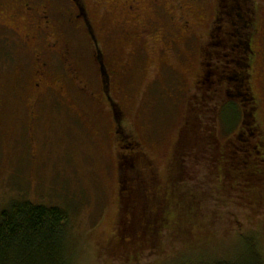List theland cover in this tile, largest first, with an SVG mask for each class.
<instances>
[{
  "label": "rangeland",
  "instance_id": "374dc122",
  "mask_svg": "<svg viewBox=\"0 0 264 264\" xmlns=\"http://www.w3.org/2000/svg\"><path fill=\"white\" fill-rule=\"evenodd\" d=\"M23 1L0 0V213L21 200L66 209L73 264H215L240 257L244 238L259 240L264 257L262 175L237 169L230 173L228 163H240L233 158L235 150H226L237 134L257 145L259 133L264 142L263 39L252 46L262 53L252 61L250 78L258 103L255 123L252 119L243 126L248 110L235 87L223 92L221 85H208L204 78L201 50L216 0H167L158 12L142 4L139 16L131 20L121 15L126 0H85L110 78L103 86L93 56L97 47L87 33L69 28L58 38V48L47 55L52 85L45 83L40 89L34 52L13 26L14 9ZM260 16L264 22V13ZM188 21L192 26L186 32ZM145 23L154 25L147 35ZM47 41H40L36 49H43ZM213 48L230 53L228 46ZM71 64L77 79L65 76ZM226 64L214 58L208 72L215 66L219 72L228 70L222 67ZM217 112V121L211 120ZM195 114L197 132L185 136L188 119ZM208 124L215 128L214 151L204 140ZM116 131L135 135L151 169L146 174L156 186L149 192L140 186L132 203L158 189L168 197L171 179H176L171 192L178 205L168 206V215L171 211L180 219H166V230L155 241L133 242L130 237L141 231L127 223L136 217L129 206V213L123 214L124 190L132 186L122 181L119 162L125 145ZM260 161L264 164V155ZM126 240L130 247H124Z\"/></svg>",
  "mask_w": 264,
  "mask_h": 264
},
{
  "label": "flooded vegetation",
  "instance_id": "af4514ba",
  "mask_svg": "<svg viewBox=\"0 0 264 264\" xmlns=\"http://www.w3.org/2000/svg\"><path fill=\"white\" fill-rule=\"evenodd\" d=\"M166 1L167 0H126L123 3L121 15L123 17L131 16V18H127L128 20L138 17L142 10V4H146L147 6L150 4V7L156 8L155 11L158 12L165 9L163 5ZM216 3L214 15L208 19L210 30L208 32V38L202 46V50L204 49L205 52L203 53L201 50L204 66L207 68V70L205 69L206 75L203 74L202 76L205 75L204 78L208 82V85L213 83L215 85H221L223 87V92L225 90H227V93L231 92L235 87L234 90L238 92V96L241 99L240 101H243L246 110H248V114L243 113L242 125H250L252 124V119L253 123H255L253 111L258 105L253 92L250 90L251 72L254 71V62L252 61L258 56H262L261 50L254 51L252 46L259 38L263 39L262 41L264 44V22H261L260 16L261 13H264V0H216ZM109 4L112 5V3ZM58 5L61 6L60 11L57 10L59 7ZM173 6L176 7L177 5L173 4ZM182 8L181 6L178 7V9ZM123 20L125 19L123 18ZM13 21L15 23L13 26L18 32L23 34V44L34 52L32 56L34 55V62L37 66L36 76L38 78V83L36 87L38 89L45 85V83L47 87L52 85L50 83V75H48L50 65L47 61V55L58 48L61 44L58 38L69 28H74L78 32L84 31L87 33L88 38L93 42V47H97L95 48L93 56L94 61L98 65L99 75L101 77V82H103L102 85L104 86L106 78L108 79L109 77V73H106V71H108L106 66L107 58L103 52H101V49H98V43L92 31L93 25L89 18V7L85 0H67V3H65V0H25L14 9ZM134 21H136V19ZM136 23L139 24L137 21ZM130 24L134 25L132 22H130L129 25ZM186 24H189L188 27H186V32H188L192 25L189 21L186 22ZM153 26L154 25L145 23L143 33L147 35V33L150 32V27ZM48 39L49 42L47 41V45L43 49H36V45L40 41H43L45 45V40ZM227 46L230 49V53L228 54H225L223 49H221V52H216L213 48L216 47V49H218L217 47L225 48ZM261 46L264 47V45ZM65 51L67 57L71 60L72 57L68 45H65ZM217 57L227 61V64L222 65V67L228 70L222 69V71L219 72V67L215 66L214 71L208 72V65ZM208 60L210 62H208ZM72 65L73 64H71V68L66 71L65 76L68 79H77V70ZM230 65L232 66L230 67ZM227 72L228 74H225L226 76L222 74ZM230 74L236 76L234 84L232 85L231 82L233 80L229 81ZM242 74L243 77H241ZM197 89L203 90V87L198 86ZM109 104L112 105V100L111 103L109 101ZM111 109L114 113V105L111 106ZM116 137L123 143L122 145H125V154L122 155V159L124 160H122L121 163L119 162V167L121 168L122 181L127 182L129 185L131 183L132 186L131 189L130 187L126 189L127 195L131 196L135 191V183L140 182H142V184L144 183L148 192L151 191L155 184L152 182L150 175L146 174L147 171L151 169L148 161L143 156L142 149L140 150L141 145L135 135L132 132L125 133L123 131H116ZM261 137L262 135L259 134V142L264 144V142L261 141ZM262 155H264V153H262ZM138 164H140V166H138ZM128 181L131 182L129 183ZM154 187L156 189V186ZM154 193L160 194L161 191L158 189L154 191Z\"/></svg>",
  "mask_w": 264,
  "mask_h": 264
},
{
  "label": "trees",
  "instance_id": "16d2710c",
  "mask_svg": "<svg viewBox=\"0 0 264 264\" xmlns=\"http://www.w3.org/2000/svg\"><path fill=\"white\" fill-rule=\"evenodd\" d=\"M241 77H243V74ZM229 79V81L233 80L231 82L232 85L234 84L236 76L230 74ZM211 92L214 94L216 93L215 91ZM217 114L218 112L216 115H212L210 119L213 121L215 119V121H217ZM196 118L197 114L190 116L188 119L189 125L186 128V133H184L185 136L187 134L193 137V135L196 134ZM214 129V125L208 124V135L205 136L206 138L204 139L207 145H211L208 148H213V151L215 144V139L213 137ZM251 134L252 132L247 133L246 137H249ZM255 135L257 145L251 140H244L247 139L245 137L241 139L240 134L234 135L235 139L227 143L226 150H235L236 156L233 157V154H231L230 157L234 159L237 158L240 164L237 167L234 163L230 162L227 167L230 173L232 170L237 169L240 173H246V175L253 177H256V173L259 172V174L262 175L261 180L264 182V164L260 161L262 153H264V144L259 142V133H255ZM198 137L199 136L195 137V139ZM186 142L190 146L194 145L191 140H186ZM179 152L182 154L181 151ZM138 166H140V164H138ZM226 173L229 174L228 172ZM180 179L181 177H179V180ZM128 182L130 183L131 181ZM135 184V191L131 196H128L126 190H124L126 198L123 200L126 201V203L123 205V214L125 217V213H129V211L125 209H128L129 206L130 211L133 210L132 212L136 215V217L132 216L133 222L130 219L127 222L131 225H135L134 230L141 231L139 235H130L133 242L139 241L145 243L147 239L152 242L158 239L166 219L169 222L175 218L176 220L180 219V214L175 213L176 216L175 214L171 215L170 211L168 215L170 207L178 205L176 197H174L171 192L174 191L172 187H174L177 182L175 178L171 179L170 189L167 193L168 197L166 198H163L161 193H152L151 197L146 196L147 198L144 197V199H138L132 203L131 199H136V197L140 195L141 190H139V187L145 188L142 182ZM261 186L264 187V184ZM169 201L173 203L170 204ZM176 209L178 208L176 207ZM128 226L127 224V227ZM163 230H166V227ZM69 232L70 216L66 209L54 205H37L26 200L13 201L0 213V264H73L69 250ZM244 240L246 242V247L242 253H240V257H235L233 261L228 262L218 261L215 264H264V257L261 254V248L258 244L259 240L249 238H244ZM129 244L130 242L126 240V245L124 247H130ZM170 263L172 262H169V264Z\"/></svg>",
  "mask_w": 264,
  "mask_h": 264
}]
</instances>
